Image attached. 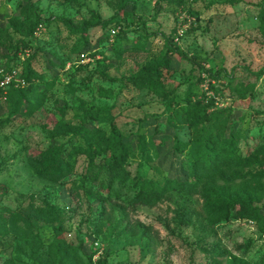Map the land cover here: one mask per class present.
Here are the masks:
<instances>
[{
	"label": "rangeland",
	"instance_id": "1",
	"mask_svg": "<svg viewBox=\"0 0 264 264\" xmlns=\"http://www.w3.org/2000/svg\"><path fill=\"white\" fill-rule=\"evenodd\" d=\"M31 1L41 17H65L89 29L73 36L62 23L41 22L23 36L17 29L38 21L29 0H0V82L3 73L36 74L0 98V264H95L100 257L105 264H263L258 189L264 181L242 178L260 166L229 170L226 177L235 182L210 176L199 190L171 192L152 207L131 203L133 193L117 184L111 191L106 185L78 190L73 179L90 171L120 135L129 145L131 179L140 173L190 179L192 154L177 143L193 144L209 127L224 126L221 139L234 137L235 154L252 159L264 145V0H131L124 11L122 0ZM115 14L117 23L97 24ZM21 40L30 47L12 61L7 56ZM163 57L167 76L154 88L126 81ZM29 83L44 98L39 102V88L28 93L33 106L15 113ZM188 96L211 101L199 108L202 122L179 110ZM86 123L96 132L81 131ZM80 145L89 152H76ZM258 160L264 163V155ZM59 169L65 176L57 179ZM211 179L231 197L251 193L260 219L242 218V208L218 222L201 195ZM102 180L109 182L107 173ZM48 204L62 213H50Z\"/></svg>",
	"mask_w": 264,
	"mask_h": 264
},
{
	"label": "trees",
	"instance_id": "2",
	"mask_svg": "<svg viewBox=\"0 0 264 264\" xmlns=\"http://www.w3.org/2000/svg\"><path fill=\"white\" fill-rule=\"evenodd\" d=\"M133 3L131 0H122L120 11H124L126 6ZM28 8L34 12L35 16L38 18V21L31 26L29 29L18 28L17 32H21L23 36H30L38 29L41 22L46 24H51L53 22H59L64 24L65 28L68 29L71 35H80V37L87 32L89 29V25H84V27H80L76 25L71 19H67L65 17L60 16H49V17H41L40 15L35 13L34 4L31 0H29ZM135 18L142 20V18L135 13L132 14ZM260 22H261V31L264 36V8L260 13ZM118 22L117 15L115 14L112 18L107 20H101L97 18V24L99 26L108 28L112 24ZM116 25H113L115 27ZM3 29L0 27V39L1 34L3 33ZM150 33H145L143 36L148 37ZM81 39L79 40V42ZM30 47L27 41L21 40L18 43L15 51L7 57H10L11 60H18L20 57V51ZM177 52V49H169ZM30 63V62H29ZM169 67V61L166 57L157 63L152 64L151 66H147L142 69L136 75H131L126 78V81L131 83L133 86L137 88H154L163 78L167 76V70ZM211 75V71L208 70ZM103 76L107 77L105 73H102ZM213 76L218 77V74H214ZM36 77V74L28 70L27 74L24 75V78L29 82L33 78ZM14 85H11L7 88L0 87V98L7 89V95L12 96L11 89ZM11 88V89H10ZM26 90L21 92V98L16 101L14 112H19L24 106V111L33 104H28L27 102V94L36 93L39 88L38 85L34 83H29L26 87ZM39 94H41V99L44 98L43 89H38ZM8 99V98H7ZM206 104V103H205ZM203 101L194 102L192 96H188L184 102L177 103V106L180 111H182L187 118L192 119V122H202L199 120L198 111ZM207 107H211V101L206 104ZM97 119V117H95ZM198 120V121H196ZM203 122L208 120V116L205 113L202 117ZM81 131L87 130L88 132H96V128L92 124H85L81 129ZM113 133H116V126L113 125ZM224 136V126H221L215 132L211 127L206 130V133L201 135V137L194 139L193 144H185L177 143V146L185 149L189 148L190 153L192 154L193 161L188 163L187 170L189 173L190 179L180 180V179H160L156 177H149L142 173L137 174L132 179L129 177V174L125 168V161L128 158L129 153V145H126L125 139L120 136H116L113 138L111 145L107 151L103 153V155L95 162L93 168L90 171L84 172L78 179H73V185L76 189L80 190H92L94 185H98L102 188L106 185V188L111 191L114 186L117 184L121 189H129L133 196L129 199L131 203L134 204H142L146 206H155L156 204L162 202L171 192H190L199 190L198 185L203 183L205 179H208L210 176L216 175L218 181H226V182H235L236 179L229 181L226 177V173L233 168H241L247 167L251 165L260 166V170L256 172L247 171L245 175H242V178L246 179L248 182H257L261 183L264 181V168L263 162L258 160V156L264 155V145L259 149L255 150V156L252 159L244 160L240 157V155H236L234 152V147L236 146L234 143V137L228 139H221ZM76 152L87 153L89 150L87 146L80 145L77 148ZM258 155V156H257ZM55 155L52 159L56 158ZM58 170V168H57ZM63 169H59L56 174L58 176L57 179L62 178L65 175H59ZM107 173V177L109 178V182L102 180L100 181L103 174ZM216 179H211L208 184L205 185L203 190L201 191V195L204 198V206L207 210L214 209L213 213L218 214V222L222 220H228L234 210L245 209L242 214V218L251 219L258 221L260 219L259 211L254 204V196L251 193H242L231 197L229 193L223 190L217 183ZM231 186V185H229ZM258 192L264 194V187L258 189ZM45 209H48L50 213L57 215L58 213H62V209L59 207H51L49 204L45 205ZM1 210V207H0ZM212 214V211H211ZM61 227L58 228V232ZM68 250V249H67ZM66 250V251H67ZM95 264H105L104 259L101 257L97 259ZM264 264V262H263Z\"/></svg>",
	"mask_w": 264,
	"mask_h": 264
},
{
	"label": "built area",
	"instance_id": "3",
	"mask_svg": "<svg viewBox=\"0 0 264 264\" xmlns=\"http://www.w3.org/2000/svg\"><path fill=\"white\" fill-rule=\"evenodd\" d=\"M118 29H113V34H115ZM4 75L1 78L0 87L7 88L11 85L14 86H23L26 84V80L22 77L15 78L14 72L3 73Z\"/></svg>",
	"mask_w": 264,
	"mask_h": 264
}]
</instances>
